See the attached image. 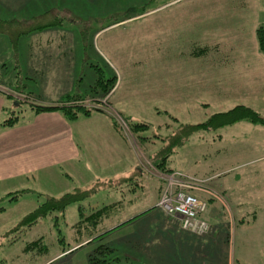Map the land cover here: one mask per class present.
Wrapping results in <instances>:
<instances>
[{
    "label": "rangeland",
    "instance_id": "1",
    "mask_svg": "<svg viewBox=\"0 0 264 264\" xmlns=\"http://www.w3.org/2000/svg\"><path fill=\"white\" fill-rule=\"evenodd\" d=\"M7 1L0 0V62L5 56L6 63L3 67L0 63V92L16 98L19 107L12 101L11 108L17 109L21 118L27 117L31 104L62 106L69 95L55 104L41 103L54 95L80 90L79 95L71 96L84 98L75 106L110 114L139 154L142 169L153 176L138 175L137 192L130 193L135 187L122 184L124 199L115 186L98 180L101 169L95 166L84 177L69 179V168L63 167L31 178L19 201L13 194L0 199V210H5L0 211V264H92V259H113V264H181V244L168 233V226H181L180 220L175 218L174 222L156 205L158 189L162 185L163 194L168 178L176 173L173 170L198 175L193 177L213 193L202 192L200 197L215 214V224L228 227L237 219L240 226L238 217L231 221L236 210L229 195L232 193L233 203H239L235 200L238 196L261 197L263 193L259 183L261 175L264 177V163L255 160L264 156V123L239 120L217 126L226 120L222 116L209 128L202 126L213 116L240 106L264 118V82L233 80L226 86L204 74L201 80L198 74L200 82L184 89L187 98L181 88L170 98L161 82L164 72L159 69L165 67L166 56L159 46L170 36L178 49L190 38L197 44H188L186 51L202 55L203 46L219 44L218 51L211 50L195 63L211 67L225 59V65L237 66L243 51L251 52L247 59L255 62L259 55L264 61L257 38L258 29L264 27V0H184L157 14L151 13L173 0ZM167 16L171 19L165 24ZM43 29L47 34L66 37L50 43L33 40ZM165 30L171 31L165 36ZM48 44H60L58 49L71 51L67 57L42 55L39 46L47 49ZM17 50L21 56L17 57ZM229 50L236 52L235 58L229 57L230 63L224 56ZM192 60L178 57L167 60V64H193ZM42 62L47 64L42 68H46L45 73L38 72L37 65ZM254 65L260 68L264 62ZM49 68L57 72H49ZM100 76L109 83H97ZM67 105L73 106L72 102ZM136 125H145L144 130H136ZM252 179L257 180L252 184ZM232 181L237 182L235 186L229 185ZM87 184L90 186L85 188ZM67 194H78L79 201L64 212L49 213L27 225L34 221L30 214L40 206ZM117 201L119 204L105 208ZM259 203L249 204L264 206V202ZM242 204L244 210L250 209L246 198ZM98 210H102L101 216L94 215ZM138 214L141 216L132 218ZM245 221L264 226V211L257 210L256 216ZM40 238L41 244L27 249ZM240 248L238 239V257ZM249 251L248 262L242 264H264V249L251 247Z\"/></svg>",
    "mask_w": 264,
    "mask_h": 264
},
{
    "label": "crops",
    "instance_id": "2",
    "mask_svg": "<svg viewBox=\"0 0 264 264\" xmlns=\"http://www.w3.org/2000/svg\"><path fill=\"white\" fill-rule=\"evenodd\" d=\"M183 1L184 0L170 1L167 5L157 9L151 14L165 12L173 7H177V5ZM7 2H11V0ZM151 14L148 13L146 15ZM146 15H142V17ZM170 19L171 16H167L165 18V24ZM180 21L181 24L184 25L182 22L184 18H181ZM166 29H168V26ZM169 31L171 30H165V36L169 34ZM183 33H188L186 28ZM34 35H36L33 36L36 37V39L32 38L33 40L42 42L45 40L48 43L54 41L55 38L61 41L66 37V35L63 34H47L44 32V29ZM166 39L168 42L166 41L163 46H159L160 50L161 47L164 49L163 55L164 57L166 56V64L163 69L159 70L160 72H164L163 81L161 82L164 83L163 88H165L166 96L170 98L175 95L174 92L176 93L178 88H181L183 96L186 97L184 89H189L194 83L200 82L198 74H201V80L205 78V76L203 77L204 74L207 79L213 80L216 78V81H218L220 85L226 86L233 80H242L244 83H246L245 81L252 82L255 80L260 81L259 83L264 82V66L259 68L254 65L255 62H264L263 58H261V56L259 57V55L258 60L254 62L251 59H247L251 56V52L243 51L239 55L241 60H237L239 65H225L227 59L224 58L225 60H218L217 63L211 67L210 65L195 63L201 60L200 58L202 56L208 55L211 50L216 49L218 51L220 48L219 44L210 47L203 46V49L201 47L203 54L200 55L195 51H186L188 44H197L193 43L190 38L186 39L184 46L178 49L174 46V42L170 40V36ZM39 47L42 50V55L48 57H52L55 54L56 56L61 55L67 57V53L71 51L69 49H58L61 48L60 44H48L47 49H42L44 47L43 45ZM194 47L195 49L199 48L196 46L192 48ZM232 52L233 50H229L224 55L228 58L229 63L231 61L229 57L235 58L233 54L236 52ZM17 53V57L21 56L19 50H17ZM185 56L186 58L193 59L192 62L194 63L168 66L167 60L170 62L173 61L174 58L180 57L183 59ZM1 58V67L6 66L4 62L5 56ZM51 62L52 61H50V63ZM1 67L0 70H2ZM37 67L39 69L38 72L45 73L46 68L43 70L42 68L47 67V64L43 62L38 63ZM48 70L49 72H57L55 71L56 68H54L53 71H51V68ZM210 73H213V76H210ZM80 93L81 91L79 90V93L68 92L65 95H54V97L48 100H43L41 104H55V102L60 101L68 95L74 96ZM11 94L12 93L0 92V189L2 190V192H0V199L8 197L11 194H18L19 196L16 201H19L20 198L24 196V191L27 190V184L31 178L36 179V177L46 172L62 169L63 167L69 168V179L72 178L71 176L76 175L84 177L94 166L101 169L98 180L109 186H115V191L120 195L121 199H124L123 194H125L121 189L122 184L135 187L129 190L130 193L138 191L140 180L137 176L148 174L149 172L142 169L139 154L135 151V148L124 133L118 128L115 119L110 114L96 110L89 115L81 114L77 119L69 120L60 110L44 112L32 110L27 117L21 118V116L18 115L17 109L11 108L13 102L15 103V107H19L16 98ZM10 115L11 118L18 117L17 122L13 126H4V123L9 120L6 118ZM255 161H259L257 164L264 163V156ZM166 168L172 170L169 167ZM234 169H236V167L232 168V170ZM230 170L231 169H228V171ZM173 171L185 173L178 170ZM103 174L105 177H103ZM149 174L152 175L151 173ZM185 174L199 177L198 175L190 173ZM256 180L257 179H252V184L255 183L254 181ZM243 181H245V179ZM240 182L238 184L241 185ZM236 183L237 182L232 181L229 185L232 184L235 186ZM259 185H261V190L263 192L261 197L255 195L245 197L238 196L235 200L239 203H233L230 198L232 193L229 195L230 205H234L232 209L236 210L231 221H235L236 217H238L240 226L237 225V219L235 224L230 223L228 227L215 224V214L212 212V209H209L208 213L205 215V219L210 224L209 231L205 235L200 236L192 232L184 231L180 225L168 226V233L171 234V239L175 237V240L181 244V264H242L243 262H248L247 260L251 254L249 251L251 247L261 250L264 249V226H251L245 221L246 218L251 215L256 216L257 210L264 211L263 205H260L263 207L260 208V206L253 207L252 204H249L252 202L253 205H257L260 204L259 202H264V177L262 175ZM89 186L90 185L87 184L85 188ZM222 190L227 192L224 187ZM229 191L234 192V189L230 188ZM161 192L162 185L158 189V197L160 198L162 196ZM234 195H236V192H234ZM160 198H158L156 203L157 206ZM244 198H246L247 205L250 207L249 210L243 209L245 205L242 204ZM116 204H119V201L107 207L115 206ZM0 211L2 213L5 212L3 209ZM134 216L132 217L133 219L141 215L138 214ZM171 219H173L174 222L178 220L172 217ZM223 232H228V234L222 236ZM238 239L241 247L239 257L236 251ZM256 253L257 252L254 253V256L257 255Z\"/></svg>",
    "mask_w": 264,
    "mask_h": 264
},
{
    "label": "trees",
    "instance_id": "3",
    "mask_svg": "<svg viewBox=\"0 0 264 264\" xmlns=\"http://www.w3.org/2000/svg\"><path fill=\"white\" fill-rule=\"evenodd\" d=\"M257 38H258V42H259V47L260 50L262 51V53H264V27H260L257 31ZM97 83L101 84V85H107L106 83H109V81L104 80L102 76L99 77V79L97 80ZM78 100H75V99ZM84 98L83 97H71L68 96L64 99V104H62V106H57V107H45V106H34V104H31V108L32 110H35L36 112H44V111H54V110H60L63 112V114L69 119V120H75L78 118L79 115H89L91 112H93V110H88V109H84L82 106H80L79 104L77 106H75V104L79 101H82ZM70 102H72L73 106H68L67 104H69ZM222 116L225 117L226 120H224L221 124H218L217 126H222V125H226V124H230L239 120H247L250 121L252 123H264V118L257 113L255 110L248 108V107H237L225 114H217L215 116H213V118L210 119V122H208L207 124L203 125L202 128L206 127L209 128L212 124L213 121L222 118ZM229 117V120H228ZM18 120V117H12L9 120H7L4 123V126H13ZM117 124V123H116ZM214 126V125H213ZM145 125H136V130H144ZM205 129V128H204ZM170 153V152H169ZM170 154L167 155V157H165V160L168 158ZM14 195V199L18 198V194H13ZM79 195L78 194H67L66 196H64L62 199H52V200H48L47 203H45L44 205L40 206L36 211H34L33 213L30 214V217L34 219L33 222L29 223L28 222V226H31L32 224H34V222L36 223L38 219H42L45 216H47V214L55 212V211H60V212H64V210L66 209V207L68 205H70L73 202L79 201ZM112 207V206H111ZM105 208H109V207H105ZM102 210H98L94 215L97 216H101ZM27 221V220H25ZM43 241L42 238L36 240L35 242H32L29 244V246H27V249L32 250L34 247L38 246L39 244H41ZM110 252H112L113 250L109 249ZM105 258V257H104ZM92 264H113V259H92L91 260Z\"/></svg>",
    "mask_w": 264,
    "mask_h": 264
},
{
    "label": "built area",
    "instance_id": "4",
    "mask_svg": "<svg viewBox=\"0 0 264 264\" xmlns=\"http://www.w3.org/2000/svg\"><path fill=\"white\" fill-rule=\"evenodd\" d=\"M200 181L193 176L174 173L167 180L158 207L168 216L180 220L182 230L201 236L208 233L210 224L205 219L209 205L200 193H213Z\"/></svg>",
    "mask_w": 264,
    "mask_h": 264
}]
</instances>
